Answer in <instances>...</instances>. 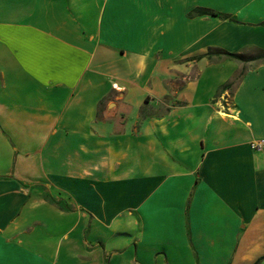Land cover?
<instances>
[{
    "label": "crops",
    "instance_id": "obj_1",
    "mask_svg": "<svg viewBox=\"0 0 264 264\" xmlns=\"http://www.w3.org/2000/svg\"><path fill=\"white\" fill-rule=\"evenodd\" d=\"M261 49L264 0H0V264H264Z\"/></svg>",
    "mask_w": 264,
    "mask_h": 264
},
{
    "label": "built area",
    "instance_id": "obj_2",
    "mask_svg": "<svg viewBox=\"0 0 264 264\" xmlns=\"http://www.w3.org/2000/svg\"><path fill=\"white\" fill-rule=\"evenodd\" d=\"M249 145L254 150L264 149V137L253 138L249 141Z\"/></svg>",
    "mask_w": 264,
    "mask_h": 264
},
{
    "label": "trees",
    "instance_id": "obj_3",
    "mask_svg": "<svg viewBox=\"0 0 264 264\" xmlns=\"http://www.w3.org/2000/svg\"><path fill=\"white\" fill-rule=\"evenodd\" d=\"M209 13L216 14L213 11H209ZM230 54H232L234 56H237L239 58H243L245 60L254 59V58H264V49H261L258 54H256V55H250V56H245L244 53H230Z\"/></svg>",
    "mask_w": 264,
    "mask_h": 264
},
{
    "label": "rangeland",
    "instance_id": "obj_4",
    "mask_svg": "<svg viewBox=\"0 0 264 264\" xmlns=\"http://www.w3.org/2000/svg\"><path fill=\"white\" fill-rule=\"evenodd\" d=\"M258 53H259V51L252 50V51L245 52L244 55L245 56H250V55H256Z\"/></svg>",
    "mask_w": 264,
    "mask_h": 264
}]
</instances>
